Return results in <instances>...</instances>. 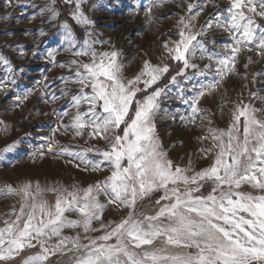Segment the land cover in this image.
<instances>
[{"label": "snow or ice", "instance_id": "obj_1", "mask_svg": "<svg viewBox=\"0 0 264 264\" xmlns=\"http://www.w3.org/2000/svg\"><path fill=\"white\" fill-rule=\"evenodd\" d=\"M76 6L78 9L79 0ZM200 11L202 8L193 11V5H188L190 15L178 21L179 40L171 42L175 47L169 49V55L183 62L184 68L190 66L188 54L202 48L198 37L206 35L191 31V21ZM228 12L229 18L215 26L227 32L234 43L230 54L218 60L219 79L196 92L193 120L200 112V98L217 89L223 77L233 71L242 48L256 40L255 50L264 56V28L255 20L264 19V0H231ZM79 22L92 23L82 13ZM205 27L212 28V22ZM258 28L261 36L257 40ZM73 55L87 56L89 61H72L75 82L80 85L71 98L76 112L70 124H61L54 131L63 128L65 133L74 131L75 137H83L84 130L90 129V138L106 141L109 147L99 154L108 162L110 175L86 188L42 189L27 183L8 188L3 194L18 196L20 206L0 222V264H14L37 245L39 250L23 258L21 264H46L50 256L68 253L73 254L72 264H264V108L241 102L226 129L208 128L201 139L210 138L213 146L202 151L212 155L213 161L209 167L193 171L190 163L187 167L175 165L156 135L154 120L162 90L153 85L169 71L168 66L145 61L139 74L129 79L115 50L98 53L87 45L86 50ZM82 104L88 107L80 111ZM55 146L61 149L55 154L83 161L81 153ZM53 147L49 144L48 151ZM99 168L96 164L93 170ZM205 184L211 188L207 194L202 191ZM46 192L55 193L54 203L48 202ZM155 192L162 195L155 200L154 211L138 212V203ZM113 204L128 209L127 215L118 222L92 227L94 221L102 220L106 206ZM67 213L80 219H70ZM66 228H82L84 235H64ZM90 231L102 234L89 237Z\"/></svg>", "mask_w": 264, "mask_h": 264}, {"label": "rangeland", "instance_id": "obj_2", "mask_svg": "<svg viewBox=\"0 0 264 264\" xmlns=\"http://www.w3.org/2000/svg\"><path fill=\"white\" fill-rule=\"evenodd\" d=\"M58 1L63 2L59 8L56 0H0V222L9 218L14 207L20 206L18 196L3 194L8 188L17 189L26 183L42 189L86 188L110 175L108 162L99 154L109 147L106 141L90 138L87 134L90 129L84 130L83 137H75L74 131L65 133L63 128L54 131L61 124H70L76 112L71 98L78 94L80 85L75 82L76 66L72 61L88 62L89 57L73 53L86 50L87 45L98 53L117 51L129 79L139 74L145 61L153 66H168L169 71L153 85L162 90L154 122L158 140L175 165L187 167L190 163L193 171L209 167L213 156H206L202 150L212 148V141L201 139L208 128L226 129L231 113L241 102L264 108V56L257 54L254 40L237 53L233 71L223 77L217 89L200 98L197 104L200 112L193 120L191 106L196 92L219 79L218 60L230 54L234 43L227 32L215 26L229 18L231 0H79L78 9L77 0ZM189 4L193 5V11L202 8L191 21V31H203L206 35L198 37L202 48L194 55L188 54L190 66L184 68L183 62L169 55V49L175 47L171 42L179 40L178 21L190 15ZM65 5L69 17L85 31L84 38L76 35L67 23L60 22V10ZM81 13L92 23L79 22ZM255 20L264 28V19L255 17ZM209 21L213 24L210 29L205 27ZM261 28L256 30L257 40ZM209 56L213 59L209 60ZM172 63L179 71L172 76L175 81L171 78L164 84ZM25 94L27 99H23ZM53 96L57 99H52ZM87 107L82 104L80 111ZM64 111L69 115L62 116ZM49 144L54 145L52 152L48 151ZM55 145L81 153L83 161L76 156L55 154L61 151ZM90 148L93 151H88ZM96 164L100 168L93 170ZM210 190V184H205L202 191L207 194ZM160 195L161 192L152 193L138 203L137 211L153 212ZM45 197L50 204L55 202V193L46 192ZM101 201L106 203L104 197ZM128 211L115 204L107 205L102 220L94 221L92 227L118 222ZM66 215L80 219L75 213ZM63 234L84 235L82 228H66ZM101 234L90 231L88 236ZM38 250V245L26 250L14 264H21L23 258ZM72 262L73 254L68 253L52 255L46 264Z\"/></svg>", "mask_w": 264, "mask_h": 264}, {"label": "trees", "instance_id": "obj_3", "mask_svg": "<svg viewBox=\"0 0 264 264\" xmlns=\"http://www.w3.org/2000/svg\"><path fill=\"white\" fill-rule=\"evenodd\" d=\"M62 3H63L62 1L60 2V1L56 0V4L58 5V8H59V4H62ZM86 10H88V9H86ZM60 11H61L60 12V14H61V16H60V22L67 23L71 27V29L76 33V35H78L80 38H84L86 36L85 31L84 30H81L80 27L69 17V13H68V10H67L66 5H65V8H62ZM172 67L173 68H171L170 75L167 76L163 80L162 83H164V84L169 83L171 81L172 76H174L176 74V70L179 71V67L174 66L173 63H172ZM164 84H162V85H164ZM162 85H160V86H162ZM255 194H259V193L256 192Z\"/></svg>", "mask_w": 264, "mask_h": 264}]
</instances>
